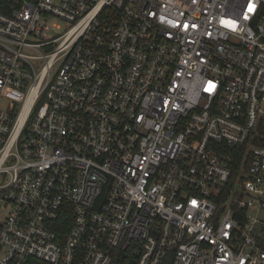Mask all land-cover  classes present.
I'll use <instances>...</instances> for the list:
<instances>
[{"label":"built area","instance_id":"1","mask_svg":"<svg viewBox=\"0 0 264 264\" xmlns=\"http://www.w3.org/2000/svg\"><path fill=\"white\" fill-rule=\"evenodd\" d=\"M0 197V264H264V0H0Z\"/></svg>","mask_w":264,"mask_h":264},{"label":"trees","instance_id":"2","mask_svg":"<svg viewBox=\"0 0 264 264\" xmlns=\"http://www.w3.org/2000/svg\"><path fill=\"white\" fill-rule=\"evenodd\" d=\"M111 264H139V263L137 256L133 255L129 250L115 249Z\"/></svg>","mask_w":264,"mask_h":264},{"label":"rangeland","instance_id":"3","mask_svg":"<svg viewBox=\"0 0 264 264\" xmlns=\"http://www.w3.org/2000/svg\"><path fill=\"white\" fill-rule=\"evenodd\" d=\"M9 101L3 103V105H8ZM9 208L6 206V203L0 197V220H3L8 212Z\"/></svg>","mask_w":264,"mask_h":264}]
</instances>
